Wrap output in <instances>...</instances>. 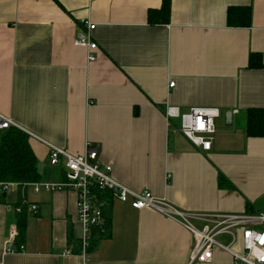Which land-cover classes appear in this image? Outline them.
Segmentation results:
<instances>
[{
    "label": "crops",
    "instance_id": "0c3cea01",
    "mask_svg": "<svg viewBox=\"0 0 264 264\" xmlns=\"http://www.w3.org/2000/svg\"><path fill=\"white\" fill-rule=\"evenodd\" d=\"M161 4L0 0V115L27 134L36 183L65 181L63 167L48 164V145L77 156L88 143L115 181L165 199L184 218L111 196L108 235L83 257L76 194L13 187L0 203V264H234L220 248L207 263L191 262L187 225L200 230L208 217L245 213L246 202L264 213V138L244 128L245 112L264 108V0H170L169 20L150 24L148 12ZM229 7H249L250 26H228ZM84 22L95 25L92 62L73 44L87 33ZM251 53L261 69L248 68ZM168 106L218 111L210 151L165 118ZM219 174L234 188L220 189ZM19 193L28 206L25 251L5 253ZM233 249L241 251L239 239Z\"/></svg>",
    "mask_w": 264,
    "mask_h": 264
},
{
    "label": "built area",
    "instance_id": "2783aa9c",
    "mask_svg": "<svg viewBox=\"0 0 264 264\" xmlns=\"http://www.w3.org/2000/svg\"><path fill=\"white\" fill-rule=\"evenodd\" d=\"M86 34H80L73 42L74 46L88 50L87 61L95 60L93 51L97 49L96 43L91 41L90 32L95 25L84 22ZM174 83L168 85L173 88ZM165 118L178 119L180 133L202 152L211 149V142L215 132L214 120L218 111L212 108H191L181 113L177 107L168 106L165 109ZM15 127L11 119L0 115V130ZM48 164L52 167L61 165L65 170V181L62 183H32L33 191L47 192L72 191L76 194L77 224L80 227V251L83 257L90 247L92 231L102 228L104 218L102 215L103 203L96 197V193L110 192L113 199L121 203H129L132 209H150L163 216L184 219L179 211L166 203L165 199L154 197L149 191H133L115 181L111 176V167L103 165L98 156L96 147L86 144L83 155H72L64 149L48 145ZM169 176H166V180ZM17 184L0 182V192L6 193ZM26 187V185L22 186ZM36 211V206H30ZM15 211L18 213L19 208ZM193 234L194 242L191 253V262L207 263L211 261L213 249L220 248L228 252L234 264H264V213H241L236 215H214L208 217L206 224L197 230L187 225ZM17 236L16 226L13 225L5 239V253L24 252L20 245L13 249L12 245ZM229 236L226 244L218 242V237ZM239 239L241 251H235L233 244Z\"/></svg>",
    "mask_w": 264,
    "mask_h": 264
},
{
    "label": "trees",
    "instance_id": "16d2710c",
    "mask_svg": "<svg viewBox=\"0 0 264 264\" xmlns=\"http://www.w3.org/2000/svg\"><path fill=\"white\" fill-rule=\"evenodd\" d=\"M170 0H162L161 8L150 10L147 20L150 24H163L169 20ZM227 25L230 27H249L251 10L249 7H229L227 9ZM261 56L251 53L248 59V68L258 70L262 68ZM245 133L249 138H264V108H252L245 112ZM40 175L37 169V160L32 152L28 136L23 131L10 127L0 130V182L14 183L21 189L24 185L39 182ZM218 187L231 190L233 185L223 175L218 176ZM19 189V190H20ZM5 194L0 192V203L4 202ZM97 199L103 203L102 215L104 225L102 228H94L90 242V249L107 237L110 223L108 203L111 200L110 192L98 193ZM16 208L20 211L15 216L17 236L14 239L16 249L23 245L26 238L28 206L23 204L19 193ZM253 205L245 204V213L252 212Z\"/></svg>",
    "mask_w": 264,
    "mask_h": 264
},
{
    "label": "rangeland",
    "instance_id": "374dc122",
    "mask_svg": "<svg viewBox=\"0 0 264 264\" xmlns=\"http://www.w3.org/2000/svg\"><path fill=\"white\" fill-rule=\"evenodd\" d=\"M262 212H264V211H262Z\"/></svg>",
    "mask_w": 264,
    "mask_h": 264
}]
</instances>
